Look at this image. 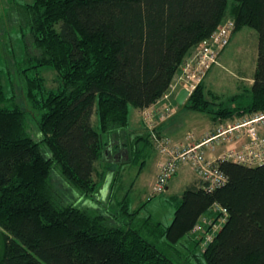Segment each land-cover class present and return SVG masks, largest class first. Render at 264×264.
Segmentation results:
<instances>
[{"label": "trees", "instance_id": "trees-1", "mask_svg": "<svg viewBox=\"0 0 264 264\" xmlns=\"http://www.w3.org/2000/svg\"><path fill=\"white\" fill-rule=\"evenodd\" d=\"M16 6L31 39L29 66L21 72L31 64L50 66L60 85L49 88L39 74L20 77L28 111L0 81V264H193L192 257L198 264H264V164L220 162L227 182L213 190L192 184L174 196L167 227L152 216L135 223L141 207L132 210L128 196L117 215L63 202L52 179L57 168L82 196L94 198L104 134L127 130L131 106L144 110L162 99L186 57L229 19L232 36L245 27L258 33L250 96L225 101L203 80L183 106L216 120L264 112V0H32ZM149 145L154 148L151 133L138 136L132 155L140 159ZM215 205L227 209V218L210 241L194 237L201 254L178 263L159 248L163 240L179 243L207 215L218 223L223 213Z\"/></svg>", "mask_w": 264, "mask_h": 264}, {"label": "rangeland", "instance_id": "rangeland-1", "mask_svg": "<svg viewBox=\"0 0 264 264\" xmlns=\"http://www.w3.org/2000/svg\"><path fill=\"white\" fill-rule=\"evenodd\" d=\"M32 0H0V81L5 87V91L8 97L17 95V102L21 105L26 106L28 111H31L26 94L22 89L21 78H34L38 74L44 77V82L49 88L60 85V78L52 67H31L26 70L25 74L21 72L24 68L29 66L26 60L27 57V45L31 43L30 37L27 35L29 27H20V11L16 6V2L23 4ZM24 32L26 35L24 36ZM258 57V33L255 29L245 27L241 31L231 36L228 46L223 50L219 56V63L215 64L206 74L204 79L207 90L220 96L221 99L227 101L237 93H243L246 97L250 96V92L246 89L250 88V80L256 69ZM248 77V78H247ZM157 110V109H156ZM131 114L135 109L131 106ZM164 117H168L171 113L168 109H165ZM144 120V119H143ZM158 120V118H157ZM156 120V122H158ZM31 132L38 137L39 133L35 125L30 121ZM93 125L97 130H100L99 120L96 114L93 116ZM149 129V128H148ZM105 136V135H104ZM155 154V151L149 145L143 150L142 156L147 154ZM141 156V160H142ZM100 163H104L100 161ZM151 161L149 160L146 164L147 168H150ZM138 170V166L131 165L130 175L124 177L119 181V185L125 188V191L129 194V200L132 204L131 198L136 197L138 190V182L136 181L133 188H129L134 182L133 168ZM57 168L53 169L52 179L54 188L57 191V196L60 200L66 203H73L82 207H98L99 211L109 213L110 215L117 212L115 205L110 206L99 199L98 204H93L90 201H82L80 198L81 191L75 188L70 182H68ZM182 184L178 180L177 184ZM134 185V184H133ZM181 187V186H180ZM177 187L178 193H181V188ZM149 199L141 203V211L137 213L135 223L143 221L148 216H152L153 219L163 222L164 226L167 227L172 222L174 213L176 210L175 201L170 200L171 195L169 193H158L153 190L150 193ZM97 200V197H95ZM216 222L213 223L211 218H207L202 224V228L198 232L187 234L179 243L170 247L165 240L159 242V248L178 263L180 259H188L190 255L201 254V244H197L194 241V237L201 240L205 237V226H210L208 233L211 237L218 231ZM204 238V243H205ZM4 252V247L0 251V258ZM193 264H198V261L192 257L190 260Z\"/></svg>", "mask_w": 264, "mask_h": 264}, {"label": "built area", "instance_id": "built-area-1", "mask_svg": "<svg viewBox=\"0 0 264 264\" xmlns=\"http://www.w3.org/2000/svg\"><path fill=\"white\" fill-rule=\"evenodd\" d=\"M234 29L235 21L229 19L219 25L209 38L200 43L186 57L162 99H169L183 88L187 89L191 95L205 79L208 71L219 63V56L228 46ZM143 119L151 131L155 149L165 156L155 187L158 193L165 192L168 182L179 173L181 166L186 164L193 168L207 190H213L227 182V175L220 169L222 161H231L249 167L264 164V112L244 115L232 121L227 120V123L219 125L215 132L200 142H193L194 135L189 133L188 145L170 138H159L155 132L156 109H144ZM217 142H227L230 145L219 155L210 156L206 146L214 147ZM214 210L223 213L217 223L219 224L217 229H219L226 221L227 209L215 205ZM203 220L206 221L205 218ZM201 228L202 225L198 224L193 233ZM204 238L205 241H210L213 237L208 233Z\"/></svg>", "mask_w": 264, "mask_h": 264}, {"label": "crops", "instance_id": "crops-1", "mask_svg": "<svg viewBox=\"0 0 264 264\" xmlns=\"http://www.w3.org/2000/svg\"><path fill=\"white\" fill-rule=\"evenodd\" d=\"M248 79L250 80L251 85L253 79L252 77ZM178 94L179 93L173 94L166 100L161 99L149 107L157 109L158 122L155 132L158 134L159 138H170L176 142L188 145L189 133L194 135L193 142H200L215 132L219 125L232 121V119H228V121L216 120L206 113L189 110L183 106L187 99L184 104L178 103ZM134 109L135 111L133 116L131 114L132 111L130 112V123L126 131L119 130L116 134L111 136L104 134V139L108 142L102 160L104 163H97V172L94 176L100 186L98 193L95 196L97 197V200L95 197L93 198L80 195L82 201H90L96 205L100 203L99 199H101L104 203L109 204L110 206L115 205V207L119 209L118 204L121 200L125 196L129 197L125 188L120 187L119 181L130 175L131 165L138 166V170L135 169V167L133 168V178L135 180L134 182L132 181V185L129 188H133L136 181H139L137 183L139 188L137 190L136 197L131 198V200L133 199V202L132 204H129L130 208L132 210L138 209L141 205L139 202L147 200V198L151 195L150 193H152L155 189L157 177L159 175L161 165L165 160V156L158 152L155 147L153 148V146L152 149L155 151L154 155L153 153L144 155L142 156V160L141 158L137 159V155H132L134 139L140 135L151 133L143 120V109ZM165 109H168L171 113L168 117H164L163 112ZM229 145L230 143L227 142H217L214 147L211 145L206 146V150L210 156L214 157L227 149ZM149 160L151 161V165L150 168H147L146 164ZM102 174L103 178L98 179V175ZM178 180L182 182V184H177ZM192 184L202 186V181L199 179L193 168L186 164L181 166L179 173L168 182L167 188L163 193L172 194L170 200H173L174 196H180L184 190ZM177 187L181 188V193H178L179 188L177 189ZM87 208L98 209L96 206H88ZM211 216L212 215H207L206 217H203L199 225H202L203 222H205L203 220L204 218L207 220V218H211Z\"/></svg>", "mask_w": 264, "mask_h": 264}, {"label": "water", "instance_id": "water-1", "mask_svg": "<svg viewBox=\"0 0 264 264\" xmlns=\"http://www.w3.org/2000/svg\"><path fill=\"white\" fill-rule=\"evenodd\" d=\"M190 96L189 91L185 88L181 89L178 96H177V101L179 104H184V102L186 101V99H188ZM1 237H0V249H1Z\"/></svg>", "mask_w": 264, "mask_h": 264}]
</instances>
